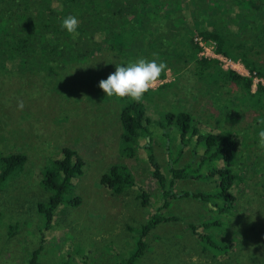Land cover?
Returning a JSON list of instances; mask_svg holds the SVG:
<instances>
[{
	"label": "rangeland",
	"instance_id": "obj_1",
	"mask_svg": "<svg viewBox=\"0 0 264 264\" xmlns=\"http://www.w3.org/2000/svg\"><path fill=\"white\" fill-rule=\"evenodd\" d=\"M211 35L217 41H202L215 54L216 46L231 47L233 39L221 29ZM200 52L197 58L202 57ZM232 61L240 75L249 76L245 64L251 65L250 58L239 55ZM88 64L98 70L104 67L106 80L115 72L117 60L112 54L101 53ZM185 70L192 82L189 96L181 93L179 84ZM252 75L259 78L254 72ZM64 80L63 85L61 77L0 70V159L25 156L19 176L7 179L0 188V264H29L32 258L35 264H119L128 258L141 226L163 205L150 175L144 144L149 142L165 176L170 161L175 160V168H197L201 157L203 148L195 144L194 137L185 135L181 147L177 128L160 127L166 112L178 111L193 115L198 128L203 124L215 133L226 130L239 135V181L230 191L235 201L230 211L220 212L222 199L201 201V196L215 192L212 181H176L172 189L175 197L157 212L160 222L143 237L145 247L136 264H264V151L258 147V133L264 127L260 124L264 97L253 110L242 83L224 82L211 64L190 62L185 67L177 65L175 71L169 66L153 93L144 96L143 110L151 120L149 137L138 140L135 158L127 161L119 154L118 115L131 101L117 102L102 89L97 93L93 83L79 99L77 91L69 93ZM166 84V88L161 86ZM64 148L84 162L83 172L73 179V194L64 196L50 228L45 229L36 204L46 201L49 193L40 187L38 178L61 158ZM114 164L127 166L134 181V186L119 195L98 184V178ZM139 190L148 197L145 206L137 198ZM184 193L187 196H179ZM74 195L80 203L70 206L67 201ZM201 223L211 224L203 234L218 246L229 244L226 253L214 255L197 244L188 226Z\"/></svg>",
	"mask_w": 264,
	"mask_h": 264
},
{
	"label": "trees",
	"instance_id": "obj_2",
	"mask_svg": "<svg viewBox=\"0 0 264 264\" xmlns=\"http://www.w3.org/2000/svg\"><path fill=\"white\" fill-rule=\"evenodd\" d=\"M68 15L78 18V35H69L61 30L60 24ZM218 28L233 41L230 48L216 46L215 52L232 60H238L239 55L250 58L251 65L245 64L248 77L232 70H221L217 60L197 58L201 48L193 38L198 36L204 41H217L211 33ZM101 53L112 54L121 65L140 58L155 59L174 71L177 65L185 67L190 62L211 64L224 82L242 83L244 97L254 110L264 97V85L261 83H256L251 93L252 73L264 79V0H0V70L5 73L61 77L63 85L66 79L71 89L69 93L77 91L76 96L80 99L79 96L91 83L95 85V91L100 92L98 85L106 73L105 68L98 70L88 63ZM257 68L260 71L255 72ZM187 73L185 70L179 83L185 96L192 94V82L185 76ZM164 77L165 72L159 80ZM161 86L166 88L169 84ZM163 117L164 125L160 124V127L177 128L181 147L184 136L188 134L194 137L195 144L203 151L197 168L190 165L175 168L173 160L168 163V176H165L155 162L149 142L144 144L150 175L158 186L163 205L157 207L141 226L134 251L119 264H136L145 247L143 237L160 222L157 212L166 208L167 200L175 197L172 189L178 180L212 181L215 192L201 196V201L222 199L224 204L218 208L220 212L233 208L235 198L230 191L239 181L240 169L236 166L239 135L226 130L215 133L203 124H200V129L196 118L188 112H166ZM118 121L121 129L119 154L130 161L136 156L138 140L149 137L147 126L151 120L146 116L142 103L130 102L119 112ZM24 162L23 154L0 159V188L7 179L19 176ZM203 166L204 172L200 174ZM83 167L84 162L73 151L64 148L61 158L52 162L51 168L38 178L40 187L49 193L46 201L36 204L37 212L45 219V229L50 228L54 212L64 202V196L73 194L72 181L82 175ZM98 182L114 195L134 186L130 172L122 164L112 165ZM137 198L142 206L147 205L148 197L144 190H139ZM79 203L76 195L67 201L70 206ZM209 226L211 224L201 223L188 228L203 250L214 255L226 253L230 249L228 243L218 246L210 236L203 234ZM29 264H35L33 258Z\"/></svg>",
	"mask_w": 264,
	"mask_h": 264
},
{
	"label": "clouds",
	"instance_id": "obj_3",
	"mask_svg": "<svg viewBox=\"0 0 264 264\" xmlns=\"http://www.w3.org/2000/svg\"><path fill=\"white\" fill-rule=\"evenodd\" d=\"M61 30L69 35H78L79 20L75 15L63 18L60 24ZM167 69L164 62L140 58L130 62L126 66L115 65V72L110 74L106 80L99 82V88L108 98H115L117 102L127 99L131 102L142 103L145 94L154 88L162 73ZM18 108L23 109V102H18ZM264 126V120L260 121ZM258 147L264 151V127L258 133Z\"/></svg>",
	"mask_w": 264,
	"mask_h": 264
},
{
	"label": "built area",
	"instance_id": "obj_4",
	"mask_svg": "<svg viewBox=\"0 0 264 264\" xmlns=\"http://www.w3.org/2000/svg\"><path fill=\"white\" fill-rule=\"evenodd\" d=\"M193 42L198 47L201 48L200 54H202V57L217 60L218 65L220 66V68L222 70H225V71L226 70H232V71L238 73V71L235 69V67H237V63L235 64L232 60H230V59H228V58H226L220 54H217V53L215 54L214 51H211L209 48H207L205 46V43L202 41V39L200 37H194ZM208 51H211V52H208ZM256 83H261L262 85H264V81L262 79L253 77V85H255Z\"/></svg>",
	"mask_w": 264,
	"mask_h": 264
},
{
	"label": "crops",
	"instance_id": "obj_5",
	"mask_svg": "<svg viewBox=\"0 0 264 264\" xmlns=\"http://www.w3.org/2000/svg\"><path fill=\"white\" fill-rule=\"evenodd\" d=\"M159 81H161V80H159ZM165 84V83H164ZM252 86H253V88H252ZM255 86H256V84L255 85H253V80H252V85H251V93H253L254 92V90H255ZM152 90H154V88H152L151 90H149L146 94H151V93H153V91ZM142 106H144L143 105V103H142ZM128 161V160H127ZM127 167V166H126ZM128 168V167H127ZM81 176V175H80ZM98 180H99V178H98ZM98 184H99V182H98ZM100 186V185H99ZM100 188H101V186H100ZM103 188V187H102ZM103 190H106V189H104L103 188ZM106 191H108V190H106ZM110 192V191H109ZM114 195V194H113Z\"/></svg>",
	"mask_w": 264,
	"mask_h": 264
}]
</instances>
